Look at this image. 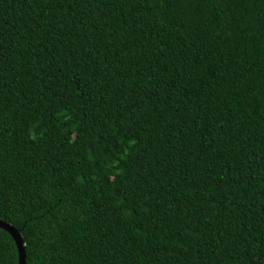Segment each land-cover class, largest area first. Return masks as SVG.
I'll return each instance as SVG.
<instances>
[{"label":"trees","instance_id":"1","mask_svg":"<svg viewBox=\"0 0 264 264\" xmlns=\"http://www.w3.org/2000/svg\"><path fill=\"white\" fill-rule=\"evenodd\" d=\"M0 220L24 264H264V0H0Z\"/></svg>","mask_w":264,"mask_h":264},{"label":"water","instance_id":"2","mask_svg":"<svg viewBox=\"0 0 264 264\" xmlns=\"http://www.w3.org/2000/svg\"><path fill=\"white\" fill-rule=\"evenodd\" d=\"M0 229L4 230L11 237L17 253V264H24L23 242L19 232L11 225L0 220Z\"/></svg>","mask_w":264,"mask_h":264}]
</instances>
